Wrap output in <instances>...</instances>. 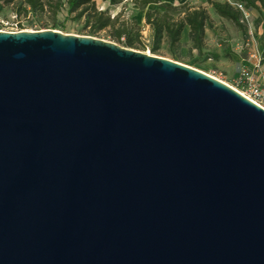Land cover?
<instances>
[{
    "label": "water",
    "instance_id": "95a60500",
    "mask_svg": "<svg viewBox=\"0 0 264 264\" xmlns=\"http://www.w3.org/2000/svg\"><path fill=\"white\" fill-rule=\"evenodd\" d=\"M0 264H264V113L102 41L0 33Z\"/></svg>",
    "mask_w": 264,
    "mask_h": 264
},
{
    "label": "rangeland",
    "instance_id": "374dc122",
    "mask_svg": "<svg viewBox=\"0 0 264 264\" xmlns=\"http://www.w3.org/2000/svg\"><path fill=\"white\" fill-rule=\"evenodd\" d=\"M89 1L93 10L104 14L108 21L115 18L116 25L113 28L119 24L132 26L130 39L135 46L142 48L141 53H134L142 56H149L146 50L151 47L149 33L141 24L143 12L160 14L161 11L156 8V5H166L169 8L185 6L202 10L208 24L202 30L203 37L199 52L188 50L186 31L182 30L178 35L175 49H165L161 43L155 54L149 57L192 70L221 84L232 93L244 96L242 80L239 77L250 76V56L256 55L260 60L261 68L264 69V10H259L257 7L242 11V15H239L238 21L243 34H238L232 26L215 19L201 0H144L155 5L145 6L142 11L136 8V4L141 0H115L112 6H108L106 0ZM211 2L230 7L232 0H211ZM13 13L10 8L0 5L1 34L38 33L55 27L52 33L65 37L83 38L84 33L90 29L88 21L74 20L72 16L64 17L58 14L51 20L44 14L32 17L24 12L15 17ZM100 39L99 34L96 41L105 42Z\"/></svg>",
    "mask_w": 264,
    "mask_h": 264
},
{
    "label": "trees",
    "instance_id": "16d2710c",
    "mask_svg": "<svg viewBox=\"0 0 264 264\" xmlns=\"http://www.w3.org/2000/svg\"><path fill=\"white\" fill-rule=\"evenodd\" d=\"M114 1L106 0V3L112 6ZM201 2L215 19L232 26L238 34H243L238 21L239 15L236 12L223 4H214L211 0H201ZM232 3L240 6L243 11L254 7L264 10V0H232ZM0 5L10 8L12 13L16 12L13 13L15 17L25 12L32 17L44 14L53 20L58 14H62L64 17L72 16L74 20L88 21L90 29L84 33L83 38L97 40L100 34V40L119 49L142 52V48L135 46L130 39L131 25L119 24L113 28L116 25L115 18L108 21L104 14L96 13L89 0H0ZM148 5L155 4L141 0L136 4V8L142 11ZM156 8L161 11L160 14L143 12L141 17V24L151 39V47L146 50V53L152 56L161 43L165 49H175L178 35L183 29L186 31L188 50L199 52L203 37L202 30L208 24L204 12L185 6L169 8L166 5H156ZM54 28L50 27L48 31L53 32Z\"/></svg>",
    "mask_w": 264,
    "mask_h": 264
},
{
    "label": "built area",
    "instance_id": "2783aa9c",
    "mask_svg": "<svg viewBox=\"0 0 264 264\" xmlns=\"http://www.w3.org/2000/svg\"><path fill=\"white\" fill-rule=\"evenodd\" d=\"M238 15H242V8L233 3L228 7ZM250 76L239 77L242 80L244 96L237 94L246 103L264 113V69L261 68L260 60L256 55L250 56Z\"/></svg>",
    "mask_w": 264,
    "mask_h": 264
},
{
    "label": "bare ground",
    "instance_id": "6f19581e",
    "mask_svg": "<svg viewBox=\"0 0 264 264\" xmlns=\"http://www.w3.org/2000/svg\"><path fill=\"white\" fill-rule=\"evenodd\" d=\"M181 36H182V34H181Z\"/></svg>",
    "mask_w": 264,
    "mask_h": 264
},
{
    "label": "crops",
    "instance_id": "0c3cea01",
    "mask_svg": "<svg viewBox=\"0 0 264 264\" xmlns=\"http://www.w3.org/2000/svg\"><path fill=\"white\" fill-rule=\"evenodd\" d=\"M183 30H185V29H183Z\"/></svg>",
    "mask_w": 264,
    "mask_h": 264
}]
</instances>
